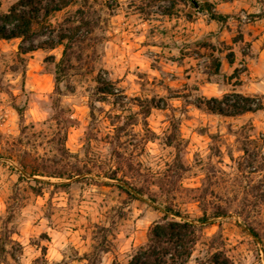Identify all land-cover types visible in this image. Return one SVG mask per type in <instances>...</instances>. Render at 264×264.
I'll use <instances>...</instances> for the list:
<instances>
[{
    "label": "rangeland",
    "instance_id": "1",
    "mask_svg": "<svg viewBox=\"0 0 264 264\" xmlns=\"http://www.w3.org/2000/svg\"><path fill=\"white\" fill-rule=\"evenodd\" d=\"M198 1L70 0L29 39L0 40V264H128L166 203L227 211L187 264H264V55ZM245 2L239 25L264 46V0ZM245 97L261 108L231 115Z\"/></svg>",
    "mask_w": 264,
    "mask_h": 264
},
{
    "label": "trees",
    "instance_id": "2",
    "mask_svg": "<svg viewBox=\"0 0 264 264\" xmlns=\"http://www.w3.org/2000/svg\"><path fill=\"white\" fill-rule=\"evenodd\" d=\"M46 0H17L6 12L0 11V40L22 38L29 39L34 34V25L39 20L40 12L44 9L46 14L51 11L60 10L66 7L70 0H52L53 5H45ZM194 6L199 3L198 0H191ZM1 6V2H0ZM211 12V11H210ZM212 18L217 15L211 13ZM78 27H74L77 29ZM68 39L65 43L64 56L71 49V37L66 34L60 35V43ZM49 47H53L54 43H44ZM230 58V62H232ZM219 71V69H218ZM109 92V91H107ZM245 100L252 102V105H243L238 100L228 103L233 108L231 115H238L248 111H254L261 108L254 107V99L245 97ZM207 108L212 112L227 114L222 105V101L212 98L206 101ZM31 175L36 173H29ZM116 176V175H115ZM128 195H144L142 187L133 185L128 187L120 185ZM155 200V199H153ZM163 217L161 220L154 221L148 228L147 240L144 244L135 247L130 255L128 264H187L193 254L198 242L203 237V226L207 224L211 218L224 216L227 211L222 207H217L211 213L206 210L202 215L191 218L183 215L179 209L172 204L166 203L161 209ZM251 234L259 237L257 231L249 226ZM208 261L213 264H235L229 257L222 256L219 253L210 255Z\"/></svg>",
    "mask_w": 264,
    "mask_h": 264
},
{
    "label": "crops",
    "instance_id": "3",
    "mask_svg": "<svg viewBox=\"0 0 264 264\" xmlns=\"http://www.w3.org/2000/svg\"><path fill=\"white\" fill-rule=\"evenodd\" d=\"M206 1L212 3L214 6V9L218 13L229 14L228 21L226 24L227 25L229 24V26H230L229 33L232 34V36H234L235 34H242V35H240L239 41H243V42L251 41L252 42L251 53L254 54V56L262 57L264 55V46H262V43H261L262 36L260 34V30H258L256 28V31H253V33H254V35H253L250 33L248 25H242V24L239 25L240 22H239V18H238L237 14L243 8L249 7V5L245 2L246 0H229V1H226V0H206ZM197 21H200V19H198ZM215 23H216L215 19L209 20V24H208L207 28L210 30H213ZM199 26H200L199 22L194 23V27L196 28V30H195L196 34H199L198 33L200 31ZM227 27L228 26H226L225 28H227ZM238 27L241 28L242 30L241 31H239L240 29L237 30ZM180 28L182 30L180 32L175 30L176 32H178V34L183 32V27L180 26ZM203 30H206V29H202V32H203ZM231 43L234 46L231 49L233 52V55H232V58H233L232 62H233L234 57L240 55L241 51H240V46L238 44L239 42H231Z\"/></svg>",
    "mask_w": 264,
    "mask_h": 264
}]
</instances>
